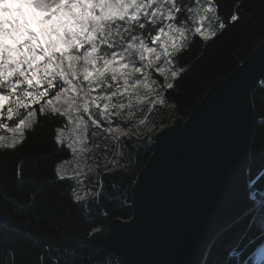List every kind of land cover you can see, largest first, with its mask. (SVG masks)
<instances>
[{"label":"snow or ice","instance_id":"1","mask_svg":"<svg viewBox=\"0 0 264 264\" xmlns=\"http://www.w3.org/2000/svg\"><path fill=\"white\" fill-rule=\"evenodd\" d=\"M237 28L242 36L261 39L264 49V0H0V130L10 134H0V203L29 213L37 225L60 229V235L45 238L29 264H90L82 250L68 243L84 231L73 227L71 217L84 218L85 211L92 217L89 206L100 209L101 200L119 205L127 215L120 205L125 183L110 185L120 196H109L102 178L135 175L121 163L122 149L130 152L134 141L146 135L151 139L147 124L154 109L179 110L175 98L185 78L198 84L201 76L194 73L235 62L236 44L229 47L225 38ZM258 87L259 95L253 89L242 101L253 114L264 109V80ZM41 121L47 122L53 144H66L58 151L71 150L72 160L56 165L58 179L30 183L71 184L62 195L73 210L65 213L63 223L32 211L38 193L24 198L27 203L20 208L10 182L23 183L24 162L13 166L6 158L22 146L26 131H45ZM256 123L264 129V118ZM90 129L93 140L87 138ZM96 153L107 162L104 172L89 163ZM70 164L75 165L71 172ZM89 174L99 178L86 185ZM114 214L98 211L86 222L108 221ZM105 230L102 224L92 233ZM57 240L65 241L58 251L53 247ZM0 252V264H26L19 256L31 255L18 240L0 245ZM98 264H105L102 254Z\"/></svg>","mask_w":264,"mask_h":264},{"label":"water","instance_id":"2","mask_svg":"<svg viewBox=\"0 0 264 264\" xmlns=\"http://www.w3.org/2000/svg\"><path fill=\"white\" fill-rule=\"evenodd\" d=\"M260 45L155 132L153 150L130 186V217L111 219L84 241L122 264H198L209 238L251 209L255 116L242 101L264 78Z\"/></svg>","mask_w":264,"mask_h":264},{"label":"trees","instance_id":"3","mask_svg":"<svg viewBox=\"0 0 264 264\" xmlns=\"http://www.w3.org/2000/svg\"><path fill=\"white\" fill-rule=\"evenodd\" d=\"M240 27H243V25ZM225 41L229 47L236 44V48L234 49L236 55L235 62L231 60L218 62L212 69H201V72L194 73V75L201 76L198 84H193L191 78H185L179 86V95L175 98L178 102L179 110L174 111L172 109H161L157 107L149 115L151 120L156 123L155 125H159L160 123L166 125L175 117L184 115L185 111L197 103L215 82L231 72L261 42V39L251 37L250 34L242 36L240 28H237L228 33ZM261 80H264V78ZM259 82L253 88L256 90V95L260 94ZM254 116V130L250 146V163L247 169L248 188L249 192L252 193L251 209L219 229L209 238L198 264H253V257L257 251H259V256L256 259V264H264V226L254 220L256 211L264 208V140L261 138V132L264 129L256 123V121L264 118V109L258 107ZM41 123L44 124L45 131L41 132L38 129L36 135H30L26 131L25 141L22 142V146L18 145V150L6 158L9 164L13 166L24 162L23 183L16 184L11 179L10 182H12L13 191L18 197L17 202L20 208H23L24 204L27 203V200L24 198H32L33 193H38L35 196L36 204L32 211H40L46 216L59 217L60 222L63 223L65 213L73 210L69 207L71 201L62 195L65 190L71 187V184L62 183L53 185L30 183V181H35L38 178L40 180L58 179L54 174L56 164L61 159L70 155L69 149L58 151V149H66L67 146L65 144H53L51 142V136L47 133V122L41 121ZM150 136L151 139L146 135L141 137L139 142L134 141L130 146V152L128 148L123 149L125 156L120 158L121 163L126 164L128 170L134 172L135 175H118L113 178L104 176L102 178L104 190L109 196H120V192L113 190L110 185L115 184L119 187L121 181L125 183L126 187L123 189L124 195L120 198V205H123V209L127 215L121 214L119 205L115 203H104L101 200L102 207L100 209H97L95 205L89 206L92 217H88L87 211H85L84 218H81L79 215L71 217L73 227L82 228L84 231H77L68 240V243L74 244L76 248L82 250L81 254L89 257L90 264H98L101 254L103 255L105 264H109V262L110 264H122L118 256L100 247L90 246L89 243L83 240V237L93 228L106 224L115 217L123 219L130 217V186L135 180L138 170L143 166L153 150L154 133L150 134ZM128 155L131 156L130 160L127 159ZM36 156L51 158L39 162H28ZM11 176L12 174L8 173V177L11 178ZM2 178L0 177V179ZM98 211H109L115 214L110 216L108 221H93L87 223V220L97 217ZM29 215V213L17 209L5 208L3 203H0V245H3L5 242L11 245L17 240L22 242L28 252L31 253V255L21 254L19 256L26 264L34 260L41 248L45 246L42 243L45 238L60 235V229L58 227L49 229L43 224L37 225L29 219ZM63 243H65L64 240H57L56 245L53 247H56L58 251L59 248L57 246ZM68 250L72 252L76 249L69 248ZM0 255H2V252H0Z\"/></svg>","mask_w":264,"mask_h":264},{"label":"rangeland","instance_id":"4","mask_svg":"<svg viewBox=\"0 0 264 264\" xmlns=\"http://www.w3.org/2000/svg\"><path fill=\"white\" fill-rule=\"evenodd\" d=\"M38 30V29H37ZM156 123H154L152 120H151V117L150 116H148V124H147V127L149 128V129H151L152 131L149 133V134H152V133H154L155 134V132H156V129H157V131L160 129V128H162V127H164L165 125H164V123H160L159 125H155ZM134 126V125H133ZM142 127V129H143V126H141ZM0 134H3V135H10L9 133H7V132H5V131H3V130H0ZM87 138H88V140H93L94 138L92 137V135H91V129L89 130V132H88V134H87ZM124 140H126L127 138H123ZM65 146H66V144H65ZM111 146V145H110ZM70 150V149H69ZM122 151H123V149H122ZM96 160H89V163H92L93 165H96V164H98L99 165V167H98V169L96 170L97 172H102V171H104L105 170V165H106V160L104 159V157L103 156H101L99 153H96ZM111 158H113L112 156H111V154L109 153V159H111ZM121 158V157H120ZM65 160H68V161H71L72 160V154H71V150H70V155L68 156V157H65V158H63V159H61L60 161H58L57 162V164H59V163H63V161H65ZM56 164V165H57ZM75 167V165L74 164H70V165H68L67 166V168H68V171L69 172H71V170H72V168H74ZM109 167H110V165H109ZM98 178V176H96L95 174H89V177L88 178H85V184L86 185H88V183H89V179H91V180H93V181H95L96 179ZM250 195H251V197H252V193L250 192ZM262 214V215H261ZM254 220L256 221V222H258L259 224H261V225H263L264 226V208H262V209H259V210H257L256 211V213H255V215H254ZM259 256V251H257V252H255V254H254V257H253V264H256V259H257V257Z\"/></svg>","mask_w":264,"mask_h":264}]
</instances>
